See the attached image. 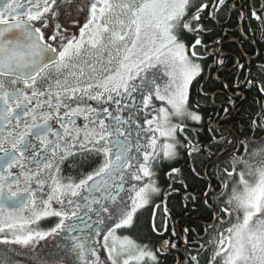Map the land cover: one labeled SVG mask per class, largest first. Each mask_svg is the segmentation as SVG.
I'll return each mask as SVG.
<instances>
[{
	"label": "snow or ice",
	"instance_id": "snow-or-ice-1",
	"mask_svg": "<svg viewBox=\"0 0 264 264\" xmlns=\"http://www.w3.org/2000/svg\"><path fill=\"white\" fill-rule=\"evenodd\" d=\"M177 198L209 214L203 236ZM0 244L34 264H264V0H0Z\"/></svg>",
	"mask_w": 264,
	"mask_h": 264
},
{
	"label": "flooded vegetation",
	"instance_id": "flooded-vegetation-1",
	"mask_svg": "<svg viewBox=\"0 0 264 264\" xmlns=\"http://www.w3.org/2000/svg\"><path fill=\"white\" fill-rule=\"evenodd\" d=\"M232 26H233V29H230L231 26L229 27L228 35L223 36V39L226 43L225 51L235 50L236 48L239 47L240 42L238 39V34L235 33V26L234 25H232ZM215 38L216 37H212V39H215ZM245 47L247 48V46H245ZM249 54L251 55L250 49H249ZM223 99H225L224 96L217 97L216 103L219 104L221 102V100H223ZM87 103L92 105L93 107H99L98 102L95 100H88ZM72 106L75 107L76 105L73 104ZM105 106H107V105H105ZM114 109H115V106L113 105L112 108H110V111H112ZM82 123H83L82 118H77V124H82ZM54 127L56 129H59L58 124L54 125ZM257 159H260V158H257ZM170 206L174 209L172 201H170ZM180 206H181V203H180ZM200 213H201L200 215H198V213H193L192 217H188L183 212H181V210H176L173 212L174 217L179 220V223L177 225L178 227L183 228L185 226H191V227L195 228L198 232H200V234L203 236L204 233H203L202 229L199 227V224H206L208 222L206 218L209 216V214L207 212H204L203 210H201ZM145 214L148 215L147 212H145ZM192 219H195L198 223H190V221ZM41 226L47 227L48 225L45 224L44 222H41ZM226 226L227 225H225V227ZM124 234L130 235V237L137 240V242H140V241L147 242L146 236L141 239V238L137 237V235H135L134 230L131 232L124 233ZM210 238H211V236L206 237V239L203 241V243H205L206 247H207V240ZM49 240L57 241V243L60 242L59 237H57L56 239H49ZM6 246H8V245H6ZM4 247H5V245H4ZM206 255H207V253H203L201 255V264H205L204 257Z\"/></svg>",
	"mask_w": 264,
	"mask_h": 264
},
{
	"label": "rangeland",
	"instance_id": "rangeland-1",
	"mask_svg": "<svg viewBox=\"0 0 264 264\" xmlns=\"http://www.w3.org/2000/svg\"><path fill=\"white\" fill-rule=\"evenodd\" d=\"M45 242H41V249L40 253H47L49 251H52L55 249V245L57 244V241L48 240L47 245L44 246ZM5 248H11L13 251L10 253V255L14 259V264H34L35 257L37 253L29 248H24L19 245H8L4 247L3 244H0V250H3Z\"/></svg>",
	"mask_w": 264,
	"mask_h": 264
},
{
	"label": "trees",
	"instance_id": "trees-1",
	"mask_svg": "<svg viewBox=\"0 0 264 264\" xmlns=\"http://www.w3.org/2000/svg\"><path fill=\"white\" fill-rule=\"evenodd\" d=\"M230 29H233V26H231L230 27ZM249 95V103L251 102V99H252V96H254L255 95V92H253V93H250V94H248ZM244 107H248V104H245L244 105ZM239 113H237L234 117H233V119L235 120V119H238L239 118ZM173 207H174V209H173V212L174 211H176V210H180L181 209V206H180V201H179V199L177 198V199H174L173 201ZM201 213L199 212L198 213V215H200ZM147 214H145V216H146ZM146 229H137V230H134V232H135V235H137V237H139V238H144L145 236H146Z\"/></svg>",
	"mask_w": 264,
	"mask_h": 264
}]
</instances>
